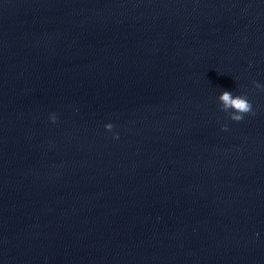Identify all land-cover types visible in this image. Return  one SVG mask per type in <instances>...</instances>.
Returning a JSON list of instances; mask_svg holds the SVG:
<instances>
[{
  "label": "water",
  "instance_id": "95a60500",
  "mask_svg": "<svg viewBox=\"0 0 264 264\" xmlns=\"http://www.w3.org/2000/svg\"><path fill=\"white\" fill-rule=\"evenodd\" d=\"M0 264H264V0H0Z\"/></svg>",
  "mask_w": 264,
  "mask_h": 264
},
{
  "label": "clouds",
  "instance_id": "9594fccd",
  "mask_svg": "<svg viewBox=\"0 0 264 264\" xmlns=\"http://www.w3.org/2000/svg\"><path fill=\"white\" fill-rule=\"evenodd\" d=\"M218 99L222 102V107L228 111V119L233 121H240L244 118L246 113L253 112V105L247 95L233 94L230 90H223L220 92ZM49 119L55 121L57 116L55 113L49 114ZM222 128H227V123L221 125ZM106 128L111 130L113 128L112 123H108ZM114 136H118V133H113Z\"/></svg>",
  "mask_w": 264,
  "mask_h": 264
}]
</instances>
